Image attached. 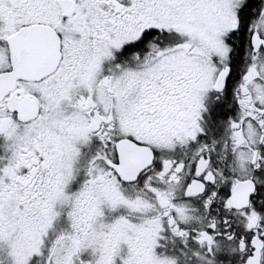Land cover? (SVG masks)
<instances>
[{"label": "snow or ice", "instance_id": "snow-or-ice-1", "mask_svg": "<svg viewBox=\"0 0 264 264\" xmlns=\"http://www.w3.org/2000/svg\"><path fill=\"white\" fill-rule=\"evenodd\" d=\"M0 264H264V0H0Z\"/></svg>", "mask_w": 264, "mask_h": 264}]
</instances>
